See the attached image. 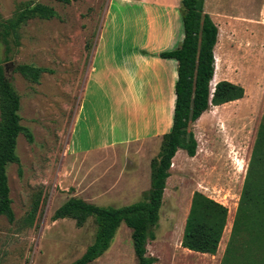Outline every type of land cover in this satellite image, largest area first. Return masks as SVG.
<instances>
[{
  "label": "rangeland",
  "instance_id": "1",
  "mask_svg": "<svg viewBox=\"0 0 264 264\" xmlns=\"http://www.w3.org/2000/svg\"><path fill=\"white\" fill-rule=\"evenodd\" d=\"M129 3L0 0V23L17 21L26 8L38 4L57 12L50 19L28 16L8 44L0 41V64L20 96L21 125L31 134L19 135L18 162L7 168L16 219L10 223L0 217V264H73L93 244L97 226L94 218L82 227L73 219L55 221L61 206L76 198L121 208L144 200L150 192V162L158 157L161 144L149 146L148 156L145 143L88 157L77 155L78 115L84 104L88 122L80 120L79 127L85 137L90 130L96 141L100 139L97 118L102 117V108L99 105L95 113L94 99L87 93L92 64L102 53L110 59H132L147 40L146 28L140 30L145 16ZM205 12L219 28L212 86L232 80L245 88L246 95L204 113L190 129L198 141L197 155L191 158L179 150L173 159L160 224L154 229L156 240L147 246V255L156 259L168 258L170 247L178 248L185 215L197 191L229 210L228 239L223 240L217 257L226 252L264 116V0H205ZM111 13L115 17L110 20ZM181 16L180 7L172 22L183 39ZM224 54L227 67L222 73ZM9 64L13 67L6 72ZM22 66L41 69L39 80L22 74ZM169 100L173 105L174 98ZM116 125L120 133L121 124ZM137 153H141L139 172L132 171L137 169ZM262 259L264 255L257 258ZM92 264H139L132 230L123 224L109 251Z\"/></svg>",
  "mask_w": 264,
  "mask_h": 264
},
{
  "label": "trees",
  "instance_id": "2",
  "mask_svg": "<svg viewBox=\"0 0 264 264\" xmlns=\"http://www.w3.org/2000/svg\"><path fill=\"white\" fill-rule=\"evenodd\" d=\"M71 4L77 0H57ZM184 39L175 50L157 55L178 64L175 84V108L171 131L163 137L158 157L152 163L151 189L146 198L135 204L116 208L90 204L72 198L61 206L53 219H73L78 227L94 218L95 240L85 254L73 264H92L111 248L120 227L132 230L134 251L139 264H156L157 259L147 255L149 241L156 240L155 228L160 224L173 159L179 150L189 157L197 155L198 141L190 130L211 107H218L244 99V87L229 81H220L214 87L216 74L215 49L219 28L205 12V0H181ZM43 19L57 16L48 6L28 7L17 21L0 23V41L8 44L9 37L28 16ZM19 71L37 82L41 69L22 66ZM21 99L14 90L0 64V217L15 222L7 168L18 162L17 140L22 132L30 134L21 125ZM229 210L223 204L201 192H195L186 221L182 247L192 252L215 256L228 223ZM264 116L261 120L250 161L247 178L235 215L231 235L222 264H264Z\"/></svg>",
  "mask_w": 264,
  "mask_h": 264
},
{
  "label": "crops",
  "instance_id": "3",
  "mask_svg": "<svg viewBox=\"0 0 264 264\" xmlns=\"http://www.w3.org/2000/svg\"><path fill=\"white\" fill-rule=\"evenodd\" d=\"M121 1L123 4H130L129 2L132 1L145 16V25L144 27L142 25L143 28L140 30L145 32L146 28L147 40L139 48L140 52L136 53L132 59H110L102 53L100 55L103 57L96 60L94 66L92 64L87 93L89 91L94 99L91 104L94 112L96 113L99 105L102 108V117L97 118L100 139L96 141L94 132L90 130L88 137H85L79 127L80 120L84 123L88 122L84 104L78 115V156L88 157L91 154L109 152L116 147L139 146L144 143L146 147L143 150L148 156L149 146L162 145L163 137L172 129L178 64L174 60L158 58L157 55L174 50L183 42L184 38L176 34L172 22L179 14L181 0ZM114 17L115 14L111 13L110 20ZM163 19L167 23L159 22ZM140 22L142 24L143 21ZM226 67L227 56L224 54L222 73ZM226 81L239 85L232 80ZM172 97L173 105L169 100ZM116 123L121 124L120 133H117L115 129ZM135 158L138 165L137 169L132 171L139 172L141 153H137ZM189 212L190 208L187 209L186 219ZM186 219L181 230L178 248L169 246L171 248L169 257L158 256L156 264H197V259L202 264H222L225 251L217 257V254L215 256L200 254L182 247ZM227 239L225 230L220 246L223 240ZM227 243H225L226 246Z\"/></svg>",
  "mask_w": 264,
  "mask_h": 264
},
{
  "label": "water",
  "instance_id": "4",
  "mask_svg": "<svg viewBox=\"0 0 264 264\" xmlns=\"http://www.w3.org/2000/svg\"><path fill=\"white\" fill-rule=\"evenodd\" d=\"M10 67H13V65H12V64L7 65V67H6V72L9 71V68H10Z\"/></svg>",
  "mask_w": 264,
  "mask_h": 264
},
{
  "label": "bare ground",
  "instance_id": "5",
  "mask_svg": "<svg viewBox=\"0 0 264 264\" xmlns=\"http://www.w3.org/2000/svg\"><path fill=\"white\" fill-rule=\"evenodd\" d=\"M220 53V52H219ZM220 55V54H219ZM218 57V56H217ZM221 59H223V58H221ZM221 65V64H220Z\"/></svg>",
  "mask_w": 264,
  "mask_h": 264
}]
</instances>
